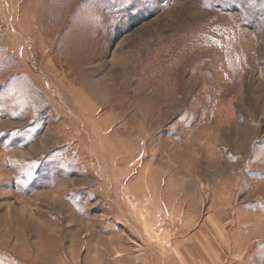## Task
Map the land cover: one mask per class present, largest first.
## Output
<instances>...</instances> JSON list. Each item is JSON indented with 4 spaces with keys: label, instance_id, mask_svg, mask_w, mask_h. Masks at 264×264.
<instances>
[{
    "label": "rangeland",
    "instance_id": "obj_1",
    "mask_svg": "<svg viewBox=\"0 0 264 264\" xmlns=\"http://www.w3.org/2000/svg\"><path fill=\"white\" fill-rule=\"evenodd\" d=\"M0 264H264V0H0Z\"/></svg>",
    "mask_w": 264,
    "mask_h": 264
}]
</instances>
